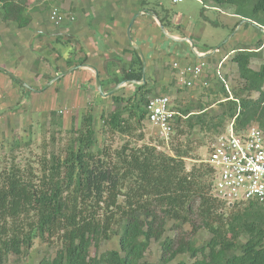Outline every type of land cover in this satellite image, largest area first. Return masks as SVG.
<instances>
[{"label": "trees", "instance_id": "1", "mask_svg": "<svg viewBox=\"0 0 264 264\" xmlns=\"http://www.w3.org/2000/svg\"><path fill=\"white\" fill-rule=\"evenodd\" d=\"M33 1L0 0V21L18 29L27 27L31 22L27 12L34 7ZM210 2L213 8H231V14L264 28V0ZM157 19L165 27L164 18ZM128 46L134 56L122 74L106 79L99 76L102 88L113 85L110 90L122 80L139 82L128 94H111L108 99L112 109L105 117L101 115L104 125L120 134L130 133L134 125L146 122V104L157 96L155 82L145 79L140 83L141 61ZM259 48L230 50L242 90L230 94L216 79L217 91L222 94L217 99L223 106L220 112L210 115L205 107L197 112L189 106L182 108L175 97L173 132L167 142L160 139L172 154L151 144L126 142L114 151L100 147L95 139L93 115L86 114L63 157L43 156L37 172L15 161L2 165L0 159V264L29 249L35 238L57 247L52 257H42L37 264H145L151 240L160 241L157 264H264V208L249 202L243 209H234L235 204L215 197V169L205 161L196 164L198 159L193 156L189 141L179 142L186 128L192 130L195 126L201 131H213L217 137L224 130L217 131V126L225 118L236 131L257 122L264 132V62L258 69L250 67ZM211 49L204 47L201 52ZM85 61L82 58L68 66ZM252 92L257 97H251ZM141 139L139 134L138 140ZM14 145L18 146L19 141L15 139ZM186 159L195 161L189 169ZM224 205L230 207L227 215ZM192 217L210 233L205 243L196 246L194 240L162 238L168 219L183 225ZM113 236L117 237L118 248L97 254L100 245ZM184 254L189 256V263L176 260Z\"/></svg>", "mask_w": 264, "mask_h": 264}, {"label": "rangeland", "instance_id": "2", "mask_svg": "<svg viewBox=\"0 0 264 264\" xmlns=\"http://www.w3.org/2000/svg\"><path fill=\"white\" fill-rule=\"evenodd\" d=\"M71 1L73 0H34V7H30L27 12L33 21V32L36 28L51 27L48 16L54 8L65 15H71L73 8ZM142 2L143 6H148L145 13L154 14V8L158 5L162 7L174 29L183 34L190 33L191 40H197L198 48L212 47L213 49L224 43L223 47L211 54L212 58L207 59L210 72L199 79L191 89L181 88L176 83L175 72L171 68L166 54H162L158 58L162 68L157 66V61H153V65L148 68L146 65L144 81L147 79L156 83L154 93L157 95L169 93L170 99L174 100L176 97L178 105L182 108L189 106L197 112L201 107H205L206 112L210 115L223 109L219 103L220 100H217L222 98V94L217 91L218 81L216 79L218 78L214 76L215 67L219 62H222L220 70L224 79V83H222L226 85V90H229L230 94L233 90L241 93L242 81L238 77L236 65L231 61L233 53L230 52V49L248 47L255 50L260 47L257 55L250 60V67L258 69L264 62V29L260 30L249 22H242V18L231 14V8H213L210 0H176L175 2L173 0H142ZM3 23H0V26L13 27L10 23ZM53 27L52 31L58 29L57 26ZM13 29L16 28H12L11 31ZM1 34L0 44L9 43L8 40L2 39ZM175 45L180 46L181 44L176 43ZM40 51L42 53H39ZM36 53L39 56L36 54L30 58L32 61L30 67L24 69L25 72L30 71L31 76H13L19 82L11 79L10 76H0V159L2 165L8 166L15 161L24 168H32L37 172L39 170L38 161L43 156L48 159L52 156L63 157L67 143L75 138V130H80L82 118L86 114L93 115L95 139L100 147L105 146L114 151L126 142L131 145L151 144L167 154H172L169 146L160 142L161 137L158 131L147 122L134 125L132 131L127 134L111 132L103 122V118L112 109V103L108 99L110 95L104 97V100H100L97 97L99 94L95 89V83L93 85L91 82V87L88 89L82 85L81 81L77 82L75 78L69 76L52 81L55 76H53L54 72L50 71V66L57 64L60 57L50 56L46 60L44 57H40L43 50L36 49ZM172 55L174 54L172 53ZM41 59L46 61L41 62ZM27 60L28 63L31 62L28 58ZM40 63H43L41 64L42 69H39ZM166 69L167 71H165ZM46 70L49 71L46 72ZM25 72L24 75H26ZM204 81L206 84L203 83ZM112 86L103 87V92L109 91ZM163 88L167 90L164 92ZM132 90V84L124 83L115 93L125 95ZM250 95L255 98L258 94L252 92ZM229 123L230 120L225 118L216 130L222 131ZM254 123L258 125L257 122ZM185 132L179 142L189 141L193 156L198 159L196 164L207 160L216 133L201 131L198 126L192 130L186 128ZM139 134H142L141 140H138ZM15 139L19 141L18 146L14 145ZM185 163L189 169L195 164V161L186 159ZM246 206L247 203H239L235 204L233 208L243 209ZM229 211L230 207L224 205V214L227 215ZM176 224L173 220L168 219L162 238L170 236L176 241L194 240L196 246L202 245L210 238V233L202 227L196 217H192L183 225ZM241 239L245 240L246 237L242 235ZM56 248L54 245L49 246L35 238L29 249L23 251L19 256H10L3 264H37L42 257H52ZM117 248V237L113 236L100 245L97 254ZM91 253L94 254L95 250L91 249ZM160 255V241L151 240L144 256L145 264H157ZM176 260H184L187 263L191 261L187 254L177 256Z\"/></svg>", "mask_w": 264, "mask_h": 264}, {"label": "crops", "instance_id": "3", "mask_svg": "<svg viewBox=\"0 0 264 264\" xmlns=\"http://www.w3.org/2000/svg\"><path fill=\"white\" fill-rule=\"evenodd\" d=\"M175 1L173 0V2ZM71 2L73 20L64 22L58 26L56 31H52L54 27L50 23L52 28H36L33 32L32 19L30 24L22 29L16 28L11 23L13 27L0 26L2 39L9 42L5 45L0 44V76H31V72H25L24 69L30 67L32 63L30 58L36 54L39 56L36 49L43 50L44 55L40 54V57H44L46 60L50 56L60 57L57 64L50 66V71L54 72L53 76H56V72L60 74L79 65L78 68L64 76L75 78L77 82L81 81L82 85L88 89L91 87V82L93 85L95 83L94 71L83 65L95 67L98 75L103 79L108 76H120L122 69L127 68L133 57L129 52L128 44L130 46L131 44L126 36V27L132 16L138 11L143 14L134 20L131 37L133 43L140 46L147 68L153 65V61L158 62V58L162 54H166L167 57H165L170 64L173 60L195 59L187 42H176L162 34L156 19L151 14L144 12L148 10V6L141 7L142 0H73ZM153 10L156 17L164 18L166 23L164 28L170 36L191 39L190 33L183 34L174 29L162 7L158 5ZM0 23L4 24L2 21ZM12 28H16L13 29L14 32L11 31ZM58 36L59 39H54ZM192 41L195 50L201 53L202 49L198 48L197 40L193 39ZM176 43L181 45L177 46ZM52 49L54 50L53 54ZM27 58L31 62L28 63ZM82 58L86 60L85 63L68 66L69 63L76 64L75 62ZM45 61L41 59V62ZM41 64L43 63L39 64V69L42 67ZM157 66L162 68L160 62L157 63ZM48 71L46 70V72ZM24 72L26 75L23 74Z\"/></svg>", "mask_w": 264, "mask_h": 264}, {"label": "built area", "instance_id": "4", "mask_svg": "<svg viewBox=\"0 0 264 264\" xmlns=\"http://www.w3.org/2000/svg\"><path fill=\"white\" fill-rule=\"evenodd\" d=\"M48 20L58 27L72 21L73 17L54 8ZM194 56V60H173L171 63L176 83L181 88L191 89L210 72L208 60ZM221 63L215 67L214 76L224 83ZM203 83L206 84V81ZM172 105L169 94L153 96L146 104V122L158 131L165 142L173 132L177 114ZM204 161L215 169L212 185L215 197L229 205L254 202L264 208V132L257 124L251 123L245 129L236 131L233 123H229L211 143L209 157Z\"/></svg>", "mask_w": 264, "mask_h": 264}, {"label": "water", "instance_id": "5", "mask_svg": "<svg viewBox=\"0 0 264 264\" xmlns=\"http://www.w3.org/2000/svg\"><path fill=\"white\" fill-rule=\"evenodd\" d=\"M143 14V12L141 11H138L136 14H134L132 16V18L130 19L127 27H126V36H127V39L129 41V43L131 44L132 48L136 51L137 55L139 56L140 58V61H141V67H142V78H141V81L140 83H143L144 82V73H145V69H146V61H145V56L140 48V46H138L137 44L133 43V40H132V37H131V27L133 25V22L134 20L139 16ZM151 16L156 19L157 23H158V26L160 28V31L162 32L163 35H165L167 38L173 40V41H176V42H187L189 45H190V48H191V51L193 52V54L197 55L198 57L200 58H205L206 56H209L211 54H213L215 51L218 50V48L223 45L224 43L216 46L215 48H213L212 50H209L207 52H201L200 54L195 50V46H194V43L193 41L189 38V37H182V38H177V37H173V36H170L164 26L160 23V21L157 19L156 15L155 14H151ZM242 22H249L251 23L252 25H254L255 27L259 28L260 30H263L264 28H261L260 26H258L257 24L247 20V19H242ZM83 66H86L90 69H92L94 71V81H95V87H96V90L99 94V96L101 97H108L109 95L111 94H114L118 88L123 85L124 83H129V84H137L139 82H136L134 80H122L120 81L119 83L116 84V86L114 88H112L111 90L107 91V92H103L102 90V87H101V83H100V79H99V75H98V71L95 67L91 66V65H83ZM79 65L75 66L74 68H70L69 70H66L60 74H57L53 79L52 81H55L61 77H63L64 75L68 74L71 70L73 69H76L78 68ZM13 77V76H12ZM14 78V77H13ZM15 79V78H14Z\"/></svg>", "mask_w": 264, "mask_h": 264}]
</instances>
